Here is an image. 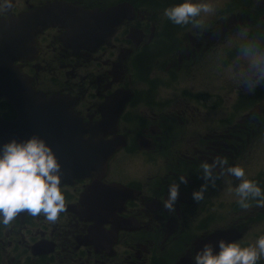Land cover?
Segmentation results:
<instances>
[{
	"label": "flooded vegetation",
	"instance_id": "af4514ba",
	"mask_svg": "<svg viewBox=\"0 0 264 264\" xmlns=\"http://www.w3.org/2000/svg\"><path fill=\"white\" fill-rule=\"evenodd\" d=\"M51 2L98 10L122 2L133 5L134 18L118 28L109 45L96 52L66 49L59 41L63 30H46L38 39L41 54L36 61L25 62L23 70L41 89L39 80L71 77L70 81L63 80L62 88L52 92L79 98L76 110L93 126L103 118L102 105L106 98L125 88L114 87L116 83L128 80L130 84H144L129 89L133 97L120 116L118 132L126 138L127 145L113 156L102 179L104 184L124 185L138 194L126 199L120 192L111 207L84 199L83 194L92 189L98 179L95 171L76 178L73 184H62L66 211L56 223L28 213L25 217H16L8 225L6 241L0 237V264H194L196 253L202 249L199 242L219 229L216 224L223 208L220 197L223 198L225 192L224 165L213 170L214 185L204 178L202 165L204 162L212 164L217 159L234 160L240 151L232 140H241L234 126L232 134L222 131L231 121L224 124L220 111L221 104L223 110L229 102L232 108L239 109V95L234 101L220 93H210L204 79H222V68L216 67L210 74L205 70L208 61L216 59L223 51L228 41L223 38L230 33L236 43L226 50V62L238 58L240 45L246 38L264 39V8L249 14L246 11L253 6L251 0L245 1L243 11L233 13L230 20L222 16L215 28L199 27L183 35L186 25H176L168 18L164 21L159 11L153 13L155 19L150 25V34H146L148 23L144 22L139 6L153 9L159 3L157 0H11V8L0 7V18ZM168 55L169 58H164ZM160 59L165 60L167 67L157 71L154 65ZM214 65L219 62L215 61ZM262 89L264 91V85ZM248 95L254 101L257 87ZM3 113L9 120L16 118L11 106L4 107ZM247 136L251 148L254 136ZM241 152L246 153V149ZM128 159L150 160L149 176L138 178L125 170L119 172L112 168ZM162 169L164 173L154 177V173ZM181 176L187 180L186 184L180 183ZM145 180L148 182L144 183ZM173 183L179 185V196L175 211L169 212L164 202L169 198ZM205 184L203 200H194L193 193ZM261 190L264 192V187ZM30 223L43 230L31 233L27 229ZM3 226L0 224V232ZM48 228L50 232L46 231ZM241 230L246 232L244 227ZM170 238L179 241L182 252L178 257L152 253Z\"/></svg>",
	"mask_w": 264,
	"mask_h": 264
},
{
	"label": "water",
	"instance_id": "95a60500",
	"mask_svg": "<svg viewBox=\"0 0 264 264\" xmlns=\"http://www.w3.org/2000/svg\"><path fill=\"white\" fill-rule=\"evenodd\" d=\"M132 18L133 8L127 2L105 11L52 2L17 16L0 18V102L4 99L16 111L13 120L0 113V146L13 139L42 138L53 148L62 165L61 185L73 184L76 178L95 171L98 179L85 198L108 207L115 205L118 192L126 196L135 193L125 186L100 183L109 160L126 146V139L117 135L118 121L133 93L121 89L108 97L103 121L93 126L75 111L78 98L36 90L33 79L21 71L23 65L19 62L33 61L39 56L37 38L48 29L63 30L59 41L65 48L94 52L109 44L118 27ZM110 135L113 137L109 140ZM241 238L242 233L236 229L217 230L200 241L199 247L211 243L218 251L220 240L230 243Z\"/></svg>",
	"mask_w": 264,
	"mask_h": 264
},
{
	"label": "clouds",
	"instance_id": "9594fccd",
	"mask_svg": "<svg viewBox=\"0 0 264 264\" xmlns=\"http://www.w3.org/2000/svg\"><path fill=\"white\" fill-rule=\"evenodd\" d=\"M11 0H3L0 7L11 8ZM214 8L209 3H193L185 0L165 10L164 15L176 25L193 24L199 27L201 14H209ZM238 62L241 65L242 79L248 84L249 91L264 84V39L246 38L240 45ZM249 75L252 80L248 82ZM226 160H215L212 164L204 162L202 173L206 180L215 184L213 170L226 165ZM227 172L241 182L235 192L241 208L248 209L249 200L257 201L264 207V192L254 182L245 179V170L241 167H229ZM62 165L53 148L42 138L32 136L26 140L13 139L0 146V224L8 226L22 212L33 217L43 216L49 223H56L60 214L66 211L65 195L61 191ZM180 183H187L180 177ZM207 184L193 193V199L201 201ZM179 196V185H170L169 198L164 207L174 212ZM219 252H215L211 243H206L196 253L194 264H258L264 258V235L247 247L237 242L220 240Z\"/></svg>",
	"mask_w": 264,
	"mask_h": 264
},
{
	"label": "rangeland",
	"instance_id": "374dc122",
	"mask_svg": "<svg viewBox=\"0 0 264 264\" xmlns=\"http://www.w3.org/2000/svg\"><path fill=\"white\" fill-rule=\"evenodd\" d=\"M137 1L140 2L145 0ZM245 1L250 0H191V2L193 3H209L214 8V11L212 13H202L201 16L197 18L198 20L202 21L199 27H203L205 29L215 28L216 21L222 16L230 20L233 13L243 11V8L246 5L240 3H243ZM157 2H159L157 6L162 8L151 9L145 5L139 6L140 13L145 16L144 22L148 23L145 28L146 34H150V25L155 19V17L153 16L154 12L159 11L161 18L166 21L167 17L164 15L165 10L167 8L184 3L185 0H157ZM250 5L253 7L247 9L246 12H248L249 14H255V11L257 9L264 8V0H251ZM221 12L224 13L217 16ZM213 19L215 20L214 23H212ZM199 27H195L190 23L185 26V31L182 33V35L193 33ZM231 35L232 33L223 38L228 39V41L223 45V51L217 56L216 59L208 61L205 70L208 74H210L215 71L216 67H221L222 79H208V81L204 79V85L206 89L210 91V93H220L225 99L232 98L235 101L238 95L241 94V106L239 107V109L234 107L232 108V102L225 104L223 110L222 104L220 106L224 124H226L227 121H231L222 127V131L225 133L228 131L229 134H232L231 127L234 126L235 130L237 131L235 134L238 135L241 140H232V143L237 145L240 154L234 160L225 159L227 161V164L224 165L223 186L226 187L223 198L220 197L221 201H223V208L221 210L222 217L217 222L216 227L221 230H228L231 227H236L238 229L246 227L245 235L242 236V239L237 241V243H239L242 247H247L254 244L261 234L264 235V207H259L257 205V201L255 200L248 201V203L250 204V207L248 209H243L240 207L238 203L239 198L236 195L235 189L241 181L230 175L227 172V168L235 166L243 168L245 170V179L249 180V178H251L252 176L255 178H262L261 181H256L255 183L261 189L264 187V178L256 176V173L258 171H261L264 167V155H262L264 152V94L257 95L255 101H253L252 104L247 105V94L248 92L253 91H249L248 84L245 83V81L242 79V74L240 72L241 65L238 62V58L230 59L228 62H226V50L232 49L236 43V39L233 37L231 38ZM44 49L45 43L42 44L43 53ZM131 49L134 50L133 47H131ZM169 57L170 55L164 56V58ZM215 61H218L219 65L215 66ZM165 63L166 62L164 59H160L155 63L154 67L157 71H160L163 68L167 67ZM79 74H82V72H79ZM63 80L65 82L70 81L71 77L65 76L64 79L61 80H52L47 78L40 80L39 84L42 89L46 91H57L63 87ZM251 80L252 77L251 75H249L248 82H251ZM143 85V83L130 84L128 80H125L124 82L116 83L114 87L123 86L125 88L136 89L142 87ZM263 85L264 84H260L259 86ZM253 113H256L257 115H253ZM241 127L255 130L254 145H252L251 148L248 143V136L243 132L245 129ZM224 141L228 142L226 138H224ZM243 148L246 149V153L241 152ZM112 168L114 170H118L119 172L125 170L127 173L133 174L138 178H146L152 171V164L150 160L128 159L120 161V163L116 164L115 166L112 165ZM163 173L164 170L162 169L158 173H154V177ZM146 182L148 181L145 180L144 183ZM218 213H220V210ZM27 229L30 230L31 233H35L36 229L41 228L30 223L27 224ZM8 230L9 226L5 227L3 231L0 232V237L5 241V234L6 232H8ZM50 230L51 229L48 228L46 231L50 232ZM22 231L24 232L25 230ZM181 252L182 251L180 250L179 241H173L172 238H170L169 242L161 244L160 246L155 247L152 250V253L154 255L175 254V257H178ZM131 254L134 255V252L132 251ZM263 259L264 258H262L261 260Z\"/></svg>",
	"mask_w": 264,
	"mask_h": 264
},
{
	"label": "trees",
	"instance_id": "16d2710c",
	"mask_svg": "<svg viewBox=\"0 0 264 264\" xmlns=\"http://www.w3.org/2000/svg\"><path fill=\"white\" fill-rule=\"evenodd\" d=\"M145 1H147V0H145ZM260 181H261V180H260ZM260 236H262V234H261Z\"/></svg>",
	"mask_w": 264,
	"mask_h": 264
}]
</instances>
